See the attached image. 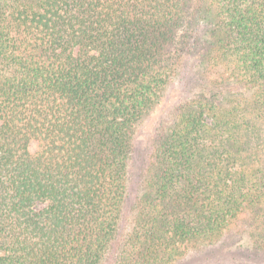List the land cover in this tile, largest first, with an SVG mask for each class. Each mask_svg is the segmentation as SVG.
<instances>
[{
  "label": "trees",
  "instance_id": "1",
  "mask_svg": "<svg viewBox=\"0 0 264 264\" xmlns=\"http://www.w3.org/2000/svg\"><path fill=\"white\" fill-rule=\"evenodd\" d=\"M230 237L264 256V0H0V264H177Z\"/></svg>",
  "mask_w": 264,
  "mask_h": 264
},
{
  "label": "rangeland",
  "instance_id": "2",
  "mask_svg": "<svg viewBox=\"0 0 264 264\" xmlns=\"http://www.w3.org/2000/svg\"><path fill=\"white\" fill-rule=\"evenodd\" d=\"M192 58H189V67L185 73L168 87L160 103L142 121L136 136L135 151L131 162V182L134 183L132 192L136 187L139 168L144 162L147 147L150 139L158 127H161L167 120L169 111L181 101L192 94L197 87L195 74L191 73ZM30 152L37 149V142L31 140L28 144ZM261 264L264 263V256L257 258L249 256L237 247L234 237L223 239L214 245L193 251L186 255L177 264Z\"/></svg>",
  "mask_w": 264,
  "mask_h": 264
}]
</instances>
